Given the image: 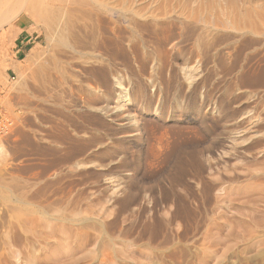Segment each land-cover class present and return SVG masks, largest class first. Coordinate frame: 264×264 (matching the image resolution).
<instances>
[{
    "label": "rangeland",
    "instance_id": "374dc122",
    "mask_svg": "<svg viewBox=\"0 0 264 264\" xmlns=\"http://www.w3.org/2000/svg\"><path fill=\"white\" fill-rule=\"evenodd\" d=\"M119 1L133 2L132 6L135 11L134 16L136 20L139 22L144 21L147 24L149 23L150 25L152 21L156 23L157 21L174 20L175 22H177V24L179 23L178 25L180 27H182L184 20L188 21L190 19V16L193 17L197 16L201 19L202 22L200 24V31L197 37L192 38L186 42L180 43V45H178L176 49L168 46L169 47L168 50H162V47L159 46V44H157L156 41H147V42L140 41L141 35L144 34V31H140L139 33V30H137L136 27L134 28L133 25H130L129 23L124 21V19L121 20L122 22L119 21L120 25L122 23V30H124L123 33L126 36L125 40L123 41L124 49H129L130 44L137 45L138 51L140 49L139 52L132 51L130 54V59L132 58L131 61L134 63L136 69L140 68L142 64H147V68H148L147 70L149 71L150 74H156L158 81L163 75L166 77L168 75V77L169 76L175 77L174 79H172L174 83H182L186 81L183 68L186 66L191 67L193 72L198 73V76L202 77V79L204 77L207 78V80L205 82H201L200 88L194 94H192L188 90L189 89L188 87L185 89L186 96L188 97L189 100H191L190 103L197 102L198 104H200V102H203L205 104L206 103L208 104L211 101H216V99H219L224 105L228 106L233 96L246 90L248 92L246 93V96H244L242 100V103L249 104V106L246 109V112L248 114L250 113L249 115L257 114V113H262L264 115L263 113L264 85H262L263 87L260 86L262 88L260 87L250 88L247 86L241 87L237 83L239 75L243 71L247 70V68L249 67L252 68L257 65H264V56H263L264 55V47H263L264 23L262 24V22H264V0H119ZM169 9L171 10L169 11ZM144 11H147L148 13ZM158 12L159 13L162 12V13L159 14ZM173 13L175 15L177 14L176 18L175 15H173ZM205 13L208 16H206ZM170 14L171 16H169ZM188 14L191 15L187 16ZM31 15L33 16V14ZM163 15L166 16L164 17ZM185 15L187 16V18ZM32 16H30L29 14H25L23 12L19 13L17 16H12L10 17V19L8 18L7 19L8 21H6V23L2 25L3 28L2 27L0 28V34L5 33V36L0 38V108L5 111L4 114L6 116L8 115L10 118L13 119L10 133L8 135L0 137V144L2 145L3 148L2 151L0 152V264H23V261H19L17 257L14 256L12 257L11 249L13 248V246L16 248L18 247L21 248L25 241L26 233L22 229V226L20 225V223L22 222L21 217L24 220L28 219V223H29V221L31 222L30 218L32 217L34 218L36 216H37L36 220L38 221V225L39 227L41 226L39 228L40 230L39 233L41 232L40 236H44L41 237L42 239L40 238V243H39V249L41 247L39 251L40 259L38 260V263L39 261L41 262L39 264H99V262L100 264L103 263L105 264H128V263L129 264L130 263L131 264L132 263L133 264H141V263L142 264H148V263L150 264H264V182L250 175V174L259 175L260 172L264 171V155H263L264 153L263 154L260 153L255 156H252L247 150L244 151L243 148L241 147L239 148V146L237 145L238 147L237 149H235L236 152L232 153L234 157L232 159H229L228 162L225 163L222 162L220 164L219 171L220 173H222V177H224L225 180L229 181L232 179V177L238 176V179L235 182L229 184V187L226 188V192L225 191L223 192V194L225 195L223 196L224 198L219 199V198L211 197L212 200L208 199L207 202L206 196H203V193L199 190V186L194 177L199 173L196 170L198 169L203 170L205 166H207L208 156H210V153L216 157H219V154L221 153L220 151H222L223 148H225V150L233 152V150L230 148L232 142L231 140H234L233 138L237 136L236 135L237 122L240 118H242L241 116L242 114H239L237 112V106L240 103H232V105L229 107L230 108L228 109L229 112H232L233 109L236 111L234 115H228L226 114V112L220 111L218 109V111L214 112L213 115L208 114L210 117L206 116L207 117L206 123L202 121V118L204 116L203 112L205 109L202 108L199 110L198 108H192L191 105H189V107L186 108V110H184L187 111V113L184 112L183 118L186 121L184 122V124L186 126L197 128L200 131L201 138L197 140L193 138L190 139L188 138L185 145L182 147V150L181 151L177 150V153H180L178 157L179 159L177 158L176 155H174L173 157L171 156L164 163L161 162L156 164V166L153 167L154 169L152 170L153 172L151 170L145 172L144 164H142L141 162L137 164L135 162L137 159V155L140 154V150L143 146L141 141H127L129 140V137H126V135L124 134H117L116 133L117 125L114 122H110V124L108 123L109 127H105V126L102 127V126H98L96 123L92 122L91 120L85 123L83 131L79 132L81 134H77V132L74 131V129L71 126H67L68 128L67 130L76 138L79 137L87 138L86 135L87 133L88 134H90L91 132L95 133L98 136V139L94 142L95 146L92 148V150L87 149V151L85 152V157L86 156L89 157V159L95 163L103 162L105 164H109L112 168L110 170H103L98 167L92 168L93 170L91 169V171H89L88 174L86 173L85 175L83 174L77 176L79 178H76V176H73V178H71L72 176L68 175L69 174L68 170L72 171L73 169L75 171V168L72 165L63 166L61 163L54 165V163L57 160L59 161L62 158V154L64 155V153L68 151L69 148L71 149L74 146L72 144H74L75 142L71 140L69 136L68 137L64 136L63 131H60V129H56L58 131L54 130V125H53L55 124V122L58 121L60 123H66V119H69L70 116L74 115L76 112L77 113L81 112L79 109L72 106L73 103L70 102L69 98L65 99L63 104L64 106L62 105L61 107H58V109H56L57 108L56 107L54 110L49 111L47 113V116L53 119V120L51 119L52 123H50V125L49 123L47 124L46 131H44L43 133H41V131L36 130L37 131L36 132L33 130L32 134L36 138L34 137L33 139L32 142L33 145L28 151V155L24 156L23 155L24 151L20 155L21 151L19 152L18 150H16V147L21 144L22 136L25 131L24 127L21 124L22 123L21 120L23 116L22 114L24 111L21 96L22 93H25L24 91H26V87L28 84L27 80L29 81V78L31 76L30 72H33V69L35 68L34 66L35 63L34 64L30 63L31 65H27L26 56L27 54H29L32 48H35L38 53H40V51L42 53L45 52V48L47 47V40H46L47 36L46 34H44L46 32L41 27V24L38 21H36L35 17ZM235 16L237 17L236 18L237 21L235 20ZM206 17L207 19H210L212 21L210 22V24L204 23L203 20H207L204 19ZM240 19L242 21H240ZM247 21H249V23H247ZM230 22L238 26L244 27L246 30L244 29L243 32H239L236 29H234L233 24H231ZM245 24L247 26H245ZM255 27L257 28L255 29ZM252 28L254 29V31L252 30ZM258 28H260V30L257 33ZM250 30H252L255 33L253 34L252 32H250ZM212 37L214 38L212 39ZM201 38H207L208 40H214V39L217 40V43L212 45L214 46L211 48V50L213 51L210 50V52L208 53V57L205 59L204 63H201L202 60L204 59H201L202 48L198 42L199 39ZM239 41L244 42V44H242V42L240 43ZM173 42L178 44L179 42H181V40L180 41L176 40ZM179 46H182V49H179ZM237 48L239 49L238 51L239 53L236 52L238 50ZM18 50L20 51L18 52ZM258 51H260V54H258L259 53ZM255 53L259 55V57ZM166 58H167V63H166L167 68L161 70L162 64ZM38 59L37 61H39ZM13 62L14 63L18 62V64L21 65L22 69L20 72H17V70L14 69V67L12 66ZM126 64L127 63H125L123 59L121 60L119 59L116 61L117 73L114 74V76L110 75L108 78L109 85L112 88V93L108 94L106 92H103L101 87L97 90L93 88L89 89L87 87L88 85H90V83L85 82L84 86L86 89L82 92L81 96H83V98H88L93 103L92 104L90 102L91 105L96 104V106L99 105L103 106L110 103L112 106H115L114 100L117 99L118 97L117 93H119V87L116 85H118L117 83L119 79L126 81L131 80L130 82L133 83L135 82V80H137L141 84H148V86L146 87L148 92L150 94L154 93L156 89H153V87L151 86V82L147 81L150 80V78H148L147 75L141 76L142 78L140 79L138 77L135 78L131 76V74L126 70ZM167 69H169V72L166 71ZM236 79L237 81H235ZM251 89L252 90L259 89L258 92L260 94V98L258 100L253 98L255 97L254 95L255 93H251L250 91ZM173 91L175 90L171 89L170 90L171 93L169 92L168 94L169 102L171 103V110H172L171 111L172 118L169 121L170 124H176L178 121H180V119H183L180 117V115L182 114L181 113L182 110L179 108L177 103L179 102V100L175 99V95ZM67 101L68 103H66ZM199 112L202 115L201 114L199 115ZM150 115L151 114H148L146 115V117L149 118ZM102 133H106L107 135L104 138H102L101 137ZM40 134L44 135L43 136L44 139L40 138L41 136ZM47 138L50 140H47ZM113 142L115 143L113 144L115 151L112 155H110L109 157L108 156L104 157L103 155H99L98 152H100V150L104 149L106 145L112 144ZM61 146L62 148H58ZM96 148L97 151H94ZM17 155H19L20 157H18ZM39 155H42L40 156L42 159L39 157ZM26 157L31 160L25 162L26 163L25 164L23 163V160ZM82 157H84V155ZM15 158L18 159L16 160ZM43 158L45 159L44 161H46L49 164L43 162ZM124 158L127 159H125V161H123L122 164L121 163L119 164V162ZM9 159L13 162H17V164L19 165H18V169L9 170L8 173V170L6 168H7V162L9 163L10 161ZM78 159H81V156L78 157ZM34 160L36 164L34 163ZM39 161H41L42 163L41 162L39 163ZM179 162L182 163L181 166L184 168L185 171L184 180L186 181L181 186H178L176 190H173L171 189L170 182L172 181V176L175 173L176 166L178 165L177 163ZM58 165L60 166L62 165V167ZM156 169L157 171H155ZM52 170L54 171V173H52ZM60 170L61 173L59 172ZM10 171L12 172L14 171V172L10 173ZM50 172L52 174H50ZM211 174L213 175V173H209V170L207 169V170H203L202 176L207 177L209 180H215L216 177L213 178ZM69 178H71L72 180ZM57 180L60 181L58 182ZM62 180L64 181L62 182ZM77 181L79 182L77 183ZM8 182L10 184L12 183L13 185L12 184L10 185ZM82 183H84L85 185ZM52 184L53 186H51ZM62 184L65 185L63 186ZM79 187L80 189H78ZM174 191H177V193L180 194V196L182 197V198L180 197L182 199L181 200L182 202L185 201L184 203H186L187 201V204L191 207V210H189V216H187V219L185 220L176 219L173 222V224L170 223L168 225L166 221L169 214L168 212L173 207H171L172 202L169 200L164 201L162 195H164V193L171 194ZM21 192H23V194ZM225 193L228 194L227 198ZM22 195H24V198ZM31 195L33 196V198H30ZM65 196H67L68 198L66 197L67 198L66 199ZM75 199L77 200L75 201ZM113 199H115V201ZM130 199L131 201H129ZM24 200L26 201V203ZM117 200L118 202H116ZM92 204L94 206H92ZM59 205L63 207H60ZM64 207L66 208L64 209ZM61 208L63 210H61ZM76 209L79 210L81 213ZM125 209L127 211L123 212ZM61 213L64 215V217ZM94 213L95 215H93ZM34 214L36 216H34ZM66 214L69 216H65ZM90 216L91 218H89ZM38 217L39 220L42 219L44 222L39 221ZM113 217L114 219L117 218L119 228H121L122 230L128 229L126 230L128 231L126 233L127 235H123V236L121 235V237L119 238L118 236L120 235L118 234L116 235L112 234L114 236V237L112 236V238L108 236V233L105 230L104 225H106V223L109 224L111 221H113L114 220ZM64 218H66L67 222H65L66 220ZM55 219L60 220V222L56 221L55 223L54 221ZM101 219H104V221ZM106 219L107 221H109L110 219V221L105 222ZM53 221L54 224L52 223ZM156 221H160L163 224L164 233H168L169 235L166 234L161 236L160 238L158 237V239L154 243H151L149 247L146 245H148L149 243L150 235L148 232L144 230L147 226H150V224H154ZM58 222L59 224L62 225L59 226ZM101 222L103 224H101ZM42 223L45 224V228H42L44 227L43 226L44 224L42 225ZM51 225H54L53 227L55 228H53ZM61 228H63V230ZM179 228L180 230L183 228H187L186 230L187 232L189 231L188 233L190 239L189 238L188 240L187 239L178 240L175 238L173 239L172 234H174V232H177ZM42 230H44V232ZM64 230L67 232V234L69 233L68 236L71 234L69 236L70 238H68L69 239L68 242L72 246L84 247V251L81 252L82 254L80 253L78 254V256L77 255L72 256V259L68 256H65L66 254L63 253H59L58 255L52 254L53 249L55 247L54 244H56L55 239L60 238L62 236L61 232ZM45 231L49 232L50 235H48L49 233H46ZM196 232L198 233L196 234ZM45 234L47 235L45 236ZM142 234L145 236H143ZM50 238L53 239L51 240ZM110 238L112 241L109 240ZM113 238L115 240H113ZM161 238L163 239L165 238V239L163 240ZM75 239L77 241H75ZM103 239L105 243L103 242ZM166 240L168 243L164 242ZM11 241H13L12 243L15 242L13 246L10 245ZM108 241H110L111 243L109 244ZM127 241L128 242L130 241L129 243L133 245H130ZM181 241L182 242L184 241L185 243L184 242L182 243ZM103 244H105V246H103ZM123 244L125 247H123ZM155 245L160 247H155ZM104 247L106 248L108 247L107 249L109 250L107 249L105 250ZM116 248L117 250H115ZM159 248L161 249V251ZM110 250L111 253L109 252ZM112 250L118 252L112 253ZM120 250L123 251L122 256L120 255L121 254ZM101 252L104 253L102 254ZM106 252H108L109 255L105 254ZM149 252L152 253V257L149 256L151 255V253ZM115 253L116 254L120 253V254L116 255ZM129 254L132 256H130ZM96 255L98 258L96 257ZM115 255L117 257H114ZM54 257H56L57 259H55ZM80 257L82 259H76ZM109 257L112 259H110ZM145 258L148 260H146ZM75 260L76 261L79 260V261L76 262ZM106 260L107 261L109 260L108 261L109 263ZM125 260L128 261L126 262ZM146 261H150V262H146Z\"/></svg>",
    "mask_w": 264,
    "mask_h": 264
},
{
    "label": "bare ground",
    "instance_id": "6f19581e",
    "mask_svg": "<svg viewBox=\"0 0 264 264\" xmlns=\"http://www.w3.org/2000/svg\"><path fill=\"white\" fill-rule=\"evenodd\" d=\"M199 2V1H198ZM133 2H122L119 0H0V28H3V24L8 21L7 19L12 16H17L19 13H25L33 14L36 21H38L41 24V27L45 30L46 36H47V47L45 48V52L40 51L38 53L36 49H34L32 52H30L26 56L27 65L34 64L35 68L33 69V72H30L31 76L29 78V81L27 80L28 84L26 87L25 93H22V103H23V116H22V126L24 127V133L22 136L21 144L17 146L16 144V150L19 152L21 151L20 155L24 151V156L28 155V151L32 147V142L35 136H33V130L34 131H41L43 133L46 131L47 124L52 123L50 117L47 116V113L49 111L58 109V107H61L64 104V101L66 98L70 99V102H72V106L79 109L81 112L75 113L74 115L70 116L69 119H66V123H60L55 122L54 130L60 129V131H63L64 136H69V138L74 142V145L71 149L69 148L68 151L62 154V158L54 163L56 164H62L67 166H73L75 168V171L72 169L69 171V176H76V178H79L77 176L79 175H85L88 174L89 171H91L92 168H100L103 170H110L112 167L109 164H105L103 162L95 163L92 162L89 157H85V152L87 149L92 150V148L95 146L94 142L98 139V136L93 133L87 132V138L79 137L76 138L73 136L70 132H68L67 126H71L74 131L77 132V134H81L79 132L83 131L85 123L89 122L91 120L92 122L96 123L98 126H105L109 127L108 125L110 122H114L117 125V134H124L126 137H129V140L127 141H141L143 146L140 150V154L137 155L136 163L139 164L140 162L144 164L145 172L154 170L153 167L156 166V164L165 162L167 159H169L171 156L174 155L179 157L180 153H177V150L181 151L182 147L185 145L187 139L193 138V139H199L200 137V131L195 127L186 126L184 122V112L187 113L186 108L191 105L192 108H198L199 110L204 108L203 112V118L202 121L206 123L208 114L213 115L214 112L218 111H224L228 115H234L235 110L233 109L232 112H229L228 109L232 105V103H240L237 106V112L239 114H242V118H240L237 122V130L234 140H231V146L230 148L233 150V152H230L228 150H225V148L220 151L219 157H216L210 153V156H208V163L207 166L203 170H209V173H213L212 177H216L215 180H209L207 177L202 176L203 170H196L199 172L197 175H195L196 182L199 186V190L203 193V196H206L207 202L208 199H211V197L215 198H224L225 196L223 192H226V188L229 187V184L232 182H235L238 179V176L232 177L231 180H225L224 177H222V173H220V164L222 162H228L229 159H232L234 156L232 153L236 152L235 149L239 146V148H243L244 151H248L252 156H255L260 153H264V115L262 113L257 114H251L249 115L246 112L247 107L249 104L242 103V100L244 96H246V93L248 91H243L231 99V102L228 104V106L224 105L219 99H216V101H211L210 103H203L200 102L198 104L197 102L190 103L191 100L188 99V97L185 94V89L188 87L189 91L194 94L198 91L200 88L201 82H205L207 78H203L198 76V73H195L192 71L191 67H184V76L186 78L185 82L182 83H174L172 79L175 77H167L162 76L160 80H157L156 74H150L147 70V64H142L140 68L136 69L134 66V63L130 59V54L132 51H138V47L135 44H130L129 49H124L123 47V41L125 40L126 36L124 35V30H122V23L120 25L119 21L124 19L127 23L130 25H133L134 28L136 27L137 30L144 31V34L141 35L140 41H156L159 46L162 47V50H168L169 47H173L176 49L180 43L186 42L192 38H195L198 36L200 31V24L201 19L197 16H190L191 14H188L187 16H190V19L188 17V21L184 22L183 26L180 27L177 22L173 21H157L154 23L152 21L151 25L146 22H139L136 20L134 16V8H133ZM157 4V3H156ZM176 5V4H175ZM203 5V4H202ZM187 7V5H186ZM155 8V7H154ZM168 8V7H167ZM170 8V7H169ZM182 8V7H181ZM191 8V7H190ZM140 9V8H139ZM141 10V9H140ZM139 10V11H140ZM171 9H169L170 11ZM175 10V9H174ZM189 10V9H188ZM212 10V9H211ZM164 11V9H163ZM162 11V12H163ZM147 12V11H144ZM161 12V13H162ZM173 12V11H172ZM179 12V11H178ZM195 12V11H194ZM148 13V12H147ZM153 13V12H152ZM159 13V12H158ZM159 13V14H161ZM165 13V12H164ZM163 13V14H164ZM213 13V12H212ZM156 14V13H155ZM195 14V13H194ZM193 14V15H194ZM198 14V12H197ZM206 14V13H205ZM153 15V14H152ZM173 15H175L173 13ZM177 15V14H176ZM175 15V18H176ZM183 15V14H182ZM216 15V14H215ZM218 15V14H217ZM222 15V14H221ZM25 16V15H24ZM32 16V17H33ZM139 16V15H138ZM155 16V15H154ZM164 16V15H163ZM166 16V15H165ZM164 16V17H165ZM171 16V14L169 15ZM180 16V15H179ZM178 16V17H179ZM186 16V15H185ZM186 16V18H187ZM206 16H208L206 14ZM241 16V15H240ZM142 17V16H141ZM162 17V16H161ZM160 17V19H161ZM177 17V18H178ZM213 17V16H212ZM220 17V16H219ZM227 17V16H226ZM148 18V17H147ZM224 18V16H223ZM232 18V17H231ZM235 16V20H236ZM241 18V17H240ZM245 18V17H244ZM25 19V18H24ZM146 19V18H145ZM204 19H207L204 18ZM215 19V18H214ZM219 19V18H218ZM248 19V18H247ZM168 20V19H167ZM170 20V19H169ZM225 20V19H224ZM227 20V19H226ZM232 20V19H231ZM230 20V21H231ZM256 20V19H253ZM180 21V20H179ZM204 23L210 24L212 22L210 19L203 20ZM221 21V20H219ZM229 21V18H228ZM237 21V20H236ZM240 21H242L240 19ZM251 21V20H250ZM122 22V21H121ZM215 22V21H214ZM245 22V21H244ZM257 22V21H256ZM188 23V24H187ZM217 23V22H216ZM231 23V22H230ZM240 23V22H239ZM249 23V21H247ZM246 23V24H247ZM258 23V22H257ZM260 23V22H259ZM264 22H262L263 24ZM212 24V23H211ZM215 24V23H214ZM218 24V23H217ZM233 24V23H231ZM245 24V26H247ZM259 25V24H258ZM214 26V25H213ZM224 26V25H223ZM234 29H236L239 32L244 31V27L238 26L236 24H233ZM243 26V25H242ZM225 27V26H224ZM261 27V26H260ZM227 28V27H226ZM257 27H255L256 29ZM203 29V28H201ZM205 29V28H204ZM220 29V27H219ZM231 29V27H230ZM207 30V29H206ZM246 30V29H245ZM254 31V29L252 28ZM252 32L253 34L255 32ZM260 30V28L257 29V33ZM262 30V29H261ZM205 31V30H204ZM203 31V33H204ZM210 31V30H209ZM215 31V30H214ZM221 31V30H220ZM228 31V29H227ZM264 31V30H263ZM208 32V31H207ZM217 32V31H216ZM262 32V31H261ZM129 33V32H128ZM127 33V34H128ZM201 33V32H200ZM213 33V32H212ZM210 33V34H212ZM220 33V32H219ZM218 33V34H219ZM256 33V34H257ZM260 33V32H259ZM245 34V33H244ZM261 34V33H260ZM139 35V34H138ZM217 35V34H216ZM215 35V36H216ZM230 35V34H229ZM232 35V34H231ZM238 35V34H237ZM209 36V35H208ZM207 36V37H208ZM224 36V35H223ZM249 36V34H248ZM254 36V35H253ZM260 36V35H259ZM240 37V35H239ZM199 38V37H198ZM214 37H212L213 39ZM218 38V37H217ZM238 38V37H237ZM246 38V37H245ZM249 38V37H248ZM253 38V37H252ZM219 39V38H218ZM227 39V38H226ZM240 39V38H239ZM264 39V38H263ZM127 40V39H126ZM180 41L178 44H176L173 41ZM196 40V39H195ZM221 40V38H220ZM229 40V39H228ZM241 40V39H240ZM246 40V39H245ZM244 40V42H245ZM256 40V39H255ZM198 41V40H197ZM196 41V42H197ZM235 41V40H234ZM243 41V40H242ZM241 41V42H242ZM252 41V40H251ZM257 41V40H256ZM263 41V40H261ZM199 44L202 48V60L201 63H204L205 59L208 57V53L210 52L211 48L214 47L215 43H217V40H208L207 38H201L199 39ZM219 42V41H218ZM240 42V41H239ZM240 42V43H241ZM242 42V44H244ZM260 42V41H259ZM141 43V42H140ZM223 43V42H222ZM227 43V42H226ZM247 43V42H246ZM189 44V43H188ZM193 44V42H192ZM241 44V45H242ZM254 44V42H253ZM196 45V44H195ZM226 45V44H225ZM224 45V46H225ZM240 45V44H239ZM238 45V46H239ZM248 45V44H247ZM199 46V47H200ZM218 46V45H217ZM230 46V45H229ZM228 46V47H229ZM240 47V46H239ZM243 47V46H242ZM245 47V45H244ZM250 47V45H249ZM260 47V46H259ZM264 47V46H263ZM128 48V47H127ZM188 48V47H187ZM227 48V47H226ZM230 48V47H229ZM179 49H182V46H179ZM221 49V48H220ZM238 49V48H237ZM242 49V48H241ZM244 49V48H243ZM246 49V48H245ZM44 50V49H43ZM144 50V49H143ZM197 50V49H196ZM140 51V49H139ZM138 51V52H139ZM151 51V50H150ZM213 51V50H211ZM231 51V50H229ZM234 51V49H233ZM239 49L236 51L238 52ZM261 51V50H260ZM260 51H258L260 54ZM263 51V50H262ZM199 52V51H198ZM243 52V50H242ZM194 53V52H193ZM239 53V52H238ZM136 54V53H135ZM200 54V53H199ZM236 54V53H235ZM256 54V53H255ZM146 55V54H145ZM241 55V52H240ZM248 55V54H247ZM254 55V54H253ZM252 55V56H253ZM257 55V54H256ZM255 55V56H256ZM134 56V55H133ZM167 56V55H166ZM192 56V55H191ZM249 56V55H248ZM259 57V55H257ZM264 56V55H263ZM237 57V56H236ZM242 57V56H241ZM39 58V59H38ZM263 58V57H262ZM37 59L39 61H37ZM123 59L126 64V70L131 74L133 77H138L139 79L142 78L141 76L147 75L150 80H147L148 82H151V86L153 89H156L154 93H149L147 90L148 84H141L137 80L135 82H130L129 80H122L119 79L118 86L119 87V93H117L118 97L116 100H114L115 106H112L110 103L106 105H91L90 100L88 98H83L81 96L82 92L86 89L84 86L85 82H89L90 85H88L87 88L91 89H101L103 92H106L108 94L112 93V88L109 85L108 78L110 75H113L117 73L116 69V61ZM140 59V58H139ZM222 59V58H221ZM250 59V58H249ZM252 59V58H251ZM260 59V58H259ZM142 60V59H141ZM144 60V59H143ZM195 60V59H194ZM237 60V59H235ZM258 60V59H257ZM123 62V61H122ZM139 62V61H138ZM209 62V61H208ZM214 62V61H213ZM224 62V61H223ZM256 62V61H255ZM262 62V61H261ZM31 63V64H30ZM167 58L164 60L162 64V69L164 70L167 68ZM228 63V62H226ZM238 63V62H237ZM246 63V62H245ZM141 64V63H140ZM199 64V63H198ZM209 64V63H208ZM225 64V63H224ZM234 64V63H233ZM247 64V63H246ZM245 64V65H246ZM249 64V63H248ZM123 65V64H122ZM228 65V64H227ZM230 65V64H229ZM237 65V64H236ZM256 65V63H255ZM233 66V65H232ZM26 67V65H25ZM119 67V66H118ZM30 68V67H28ZM181 68V67H180ZM234 68V67H233ZM247 68V67H245ZM22 69V68H21ZM25 69V68H24ZM17 70V69H16ZM121 70V69H120ZM242 70V69H241ZM244 70V69H243ZM30 71V70H29ZM122 71V70H121ZM169 72V69L166 70ZM204 71V70H203ZM229 71V70H228ZM231 71V70H230ZM27 72V71H26ZM200 72V71H199ZM211 72V71H210ZM165 73V72H164ZM228 73V72H227ZM29 74V73H28ZM127 74V73H126ZM200 74V73H199ZM201 75V74H200ZM204 75V74H203ZM181 76V75H180ZM235 77V75H234ZM114 78V77H113ZM116 78V77H115ZM119 78V77H118ZM179 78V77H178ZM231 78V77H230ZM124 79V78H123ZM228 79V78H227ZM183 80V79H182ZM225 80V79H224ZM141 81V80H140ZM215 81V80H214ZM218 81V80H217ZM237 81V79L235 80ZM220 82V81H219ZM132 83V84H131ZM213 83V82H212ZM216 83V82H215ZM214 83V84H215ZM241 87H250V88H258L262 85H264V65H257L255 67H249L247 70L243 71L239 77L237 82ZM116 84V83H115ZM219 85V84H218ZM93 86V87H92ZM114 87V86H113ZM240 87V88H241ZM263 87V86H262ZM260 87V88H262ZM152 89V90H153ZM173 89L175 91V99L179 100L178 106L182 110L180 117L183 119H180L176 124H170L169 121L171 120L172 116V110H171V103L169 102L168 94L170 90ZM202 89V88H201ZM211 89V88H210ZM115 90V89H114ZM203 90V89H202ZM259 90V89H258ZM257 89L250 90L251 93H255V99L260 98V94ZM207 91V89H206ZM172 92V91H171ZM170 92V93H171ZM204 92V91H203ZM261 92V91H260ZM90 93V92H89ZM215 93V92H214ZM173 94V93H172ZM86 95V94H85ZM116 95V94H115ZM173 95V96H174ZM89 96V95H88ZM101 96V95H100ZM107 96V95H106ZM172 96V95H171ZM91 97V96H90ZM101 99V98H100ZM194 99V98H193ZM222 100V99H221ZM105 102V101H104ZM68 103V101L66 102ZM92 103V102H91ZM254 103V102H252ZM93 104V103H92ZM69 105V104H68ZM64 106V105H63ZM133 106V107H132ZM132 107V108H131ZM228 107V108H227ZM64 110V109H63ZM74 110V109H73ZM78 110V111H79ZM197 111V110H196ZM68 112V111H67ZM73 112V111H72ZM223 113V112H222ZM264 113V112H263ZM52 114V113H51ZM69 114V113H68ZM151 114L149 118L146 117V115ZM201 113L199 112V115ZM58 115V114H55ZM202 115V114H201ZM218 115V114H217ZM224 115V114H223ZM50 116V115H49ZM152 116V117H151ZM67 117V116H66ZM210 117V116H209ZM225 117V116H224ZM56 118V117H55ZM58 119V118H57ZM61 119V118H60ZM53 120V119H52ZM64 120V118H63ZM55 121V120H54ZM188 121V120H187ZM216 121V120H215ZM109 123V124H108ZM200 123V122H199ZM213 123V122H212ZM189 124V123H188ZM216 124V123H214ZM52 125V124H51ZM196 126V125H195ZM52 127V126H51ZM50 127V128H51ZM90 127V126H89ZM87 128V127H86ZM52 129V128H51ZM76 129V130H75ZM209 129V128H208ZM23 130V129H21ZM20 130V131H21ZM48 130V129H47ZM53 130V131H54ZM210 130V129H209ZM36 131V132H37ZM52 131V130H51ZM58 131V130H56ZM55 131V132H56ZM91 131V130H90ZM23 132V131H22ZM20 132V133H22ZM47 133V132H46ZM211 133V132H210ZM35 134V133H34ZM212 134V133H211ZM22 135V134H21ZM41 135V134H40ZM107 134L102 133L101 137L104 138ZM44 135H41L40 138L42 139ZM204 136V135H203ZM3 137V136H0ZM36 138V137H35ZM107 138V137H106ZM44 139V138H43ZM39 140V139H38ZM47 140H50L47 138ZM46 140V141H47ZM57 140V139H56ZM55 140V141H56ZM124 140V139H123ZM42 141V140H41ZM40 141V143H41ZM62 141V140H61ZM12 142V141H11ZM49 142V141H48ZM52 142V140H51ZM57 142V141H56ZM60 142V141H59ZM65 143V141H64ZM230 143V142H229ZM43 144V142H42ZM46 144V143H44ZM114 142L112 144H108L104 147V149L100 150L99 155H103L104 157H109L114 153ZM198 144V143H197ZM41 145V144H40ZM53 145V144H52ZM58 145V144H57ZM238 145V146H237ZM42 146V145H41ZM46 147V146H45ZM55 147V146H54ZM43 148V147H42ZM56 148V147H55ZM58 148H62L58 147ZM67 148V146H66ZM189 148V147H188ZM2 145L0 144V152L2 151ZM44 149V148H43ZM186 149V148H185ZM242 149V150H243ZM12 150V149H11ZM66 150V149H65ZM230 150V149H229ZM97 151V148L94 150ZM184 152V151H183ZM12 153V152H11ZM16 153V152H15ZM18 153V152H17ZM40 153V152H39ZM38 153V154H39ZM88 153V152H87ZM93 153V152H92ZM142 153V154H141ZM185 153V152H184ZM15 155V154H14ZM84 155V157H82ZM264 155V154H263ZM20 157L19 155H17ZM32 156V155H31ZM37 156V155H36ZM42 155H39V157ZM55 156V155H54ZM60 156V155H59ZM81 156V159H78V157ZM124 156V155H123ZM191 156V155H190ZM261 156V155H260ZM22 157V156H21ZM30 157V156H29ZM13 158V157H11ZM41 158V157H40ZM47 158V157H46ZM51 158V157H50ZM16 159V158H15ZM18 159V158H17ZM16 159V160H17ZM42 159V158H41ZM124 158L122 159L119 164L123 161H125ZM179 159V158H178ZM10 160V159H9ZM13 160V159H12ZM15 160V161H16ZM23 160V159H22ZM29 158H25L23 160V163L28 162ZM45 159L43 158V162ZM48 160V159H47ZM194 160V159H193ZM49 161V160H48ZM107 161V160H106ZM113 161V160H112ZM180 161V160H179ZM41 161H39L40 163ZM169 162V161H168ZM19 163V160H18ZM35 163V160H34ZM42 163V162H41ZM47 163V162H46ZM95 163V164H93ZM22 164V163H21ZM26 164V163H25ZM28 164V163H27ZM36 164V163H35ZM49 164V163H47ZM176 171L172 176V181L170 182L171 189L176 190L178 186H181L186 180H184L185 171L184 168L181 166V162L177 163ZM17 162L9 161L7 162V170L9 173V170H16L18 169ZM62 165H58L62 167ZM206 165V164H204ZM21 166V165H20ZM24 166V164H23ZM27 166V165H26ZM199 166V165H198ZM57 167V166H56ZM200 167V166H199ZM175 168V167H174ZM25 169V168H24ZM29 169V168H28ZM37 169V168H36ZM34 169V170H36ZM52 169V168H51ZM50 169V170H51ZM65 169V168H64ZM158 169V168H157ZM157 169L155 171H157ZM194 169V168H193ZM32 170V168H31ZM56 170V169H55ZM93 170V169H92ZM187 170V169H186ZM25 171V170H24ZM12 171H10L11 173ZM14 172V171H13ZM12 172V173H13ZM33 172V171H32ZM61 173V170L59 171ZM153 172V171H152ZM28 173V172H27ZM31 173V172H30ZM34 173V172H33ZM48 173V172H47ZM52 173L54 171L52 170ZM50 172V174H52ZM57 173V172H55ZM93 173V172H92ZM95 173V171H94ZM98 173V172H97ZM103 173V172H102ZM252 173V172H251ZM65 174V173H64ZM130 174V173H129ZM153 174V173H152ZM193 174V173H192ZM38 175V174H37ZM62 175V174H61ZM190 175V174H189ZM254 177H256L258 180H261L264 182V171L260 172L259 175L250 174ZM7 176V175H6ZM49 176V174H48ZM57 176V174H56ZM88 176V175H87ZM128 176V175H127ZM29 177V176H28ZM43 177V176H42ZM55 177V176H54ZM66 177V176H65ZM147 177V176H146ZM45 178V177H44ZM52 178V177H51ZM64 178V175H63ZM67 178V177H66ZM69 178V179H71ZM193 178V177H192ZM11 179V178H10ZM132 179V178H131ZM12 180V179H11ZM65 180V179H64ZM62 180V182L64 181ZM68 180V179H67ZM72 180V179H71ZM58 181V180H57ZM60 181V180H59ZM58 181V182H59ZM79 181H77L78 183ZM7 183V182H6ZM9 183V182H8ZM75 183V182H74ZM10 184V183H9ZM12 184V183H11ZM10 184V185H11ZM17 184V183H16ZM26 184V183H25ZM29 184V183H28ZM61 184V183H60ZM84 184V183H82ZM254 184V183H253ZM13 185V184H12ZM15 185V184H14ZM38 185V184H37ZM63 185V184H62ZM65 185V184H64ZM63 185V186H64ZM70 185V184H69ZM81 185V184H80ZM85 185V184H84ZM192 185V183H191ZM53 186V184L51 185ZM57 186V184H56ZM60 186V185H59ZM13 187V186H12ZM34 187V186H33ZM78 187V186H77ZM260 187V186H259ZM72 188V187H71ZM75 188V187H74ZM84 188V187H83ZM39 189V188H38ZM66 189V187H65ZM69 189V188H68ZM80 189V187L78 188ZM124 189V188H123ZM130 189V188H129ZM197 189V188H196ZM13 190V189H12ZM23 190V189H22ZM43 190V189H42ZM56 190V189H55ZM59 190V189H58ZM64 190V189H63ZM62 190V191H63ZM74 190V189H73ZM82 190V189H81ZM94 190V189H93ZM127 190V189H125ZM235 190V189H234ZM24 191V190H23ZM37 191V190H36ZM39 191V190H38ZM65 191V190H64ZM69 191V190H68ZM71 191V190H70ZM76 191V190H75ZM119 191V190H118ZM121 191V190H120ZM123 191V190H122ZM130 191V190H129ZM151 191V190H150ZM32 192V191H31ZM41 192V191H40ZM43 192V191H42ZM59 192V191H58ZM81 192V191H80ZM95 192V191H94ZM167 192V191H166ZM234 192V191H233ZM232 192V194H233ZM23 194V192H21ZM56 193V192H55ZM54 193V194H55ZM83 193V192H82ZM81 193V194H82ZM153 193V192H152ZM12 194V193H11ZM26 194V192H25ZM31 194V193H30ZM34 194V193H33ZM37 194V193H36ZM65 194V192H64ZM63 194V195H64ZM68 194V193H67ZM73 194V193H72ZM226 194V193H225ZM231 194V193H230ZM10 195V194H9ZM42 195V194H41ZM47 195V194H46ZM77 195V192H76ZM86 195V194H85ZM122 195V194H121ZM226 194V198H227ZM24 198V195H22ZM69 196V195H68ZM81 196V195H80ZM79 196V198H80ZM130 196V194H129ZM161 196V195H160ZM164 198V201L169 200L171 201L173 207L168 212V218H167V224L170 223L173 224V222L176 219H187V216H189V210H191V207L186 203L182 202L180 194L177 193V191L170 193H164L162 195ZM21 197V196H20ZM19 197V198H20ZM38 197V196H37ZM58 197V196H57ZM67 196H65L66 198ZM74 197V196H73ZM76 197V196H75ZM82 197V196H81ZM181 197V198H180ZM30 198H33L31 195ZM44 198V197H43ZM64 198V197H62ZM61 198V199H62ZM68 198V197H67ZM66 198V199H67ZM78 198V199H79ZM83 198V197H82ZM86 198V197H85ZM114 198V197H113ZM116 198V197H115ZM126 198V197H125ZM22 199V198H21ZM48 199V198H47ZM53 199V198H52ZM70 199V198H69ZM124 199V198H123ZM122 199V200H123ZM44 200V199H43ZM77 199H75L76 201ZM115 201V199H113ZM161 200V199H160ZM212 200V199H211ZM25 201V200H24ZM32 201V200H31ZM49 201V200H48ZM69 201V200H68ZM82 201V200H81ZM84 201V200H83ZM86 201V199H85ZM84 201V202H85ZM89 201V200H88ZM112 201V200H111ZM128 201V200H127ZM131 201V199L129 200ZM225 201V199H224ZM51 202V201H50ZM56 202V201H55ZM58 202V199H57ZM64 202V201H63ZM79 202V201H78ZM76 202V203H78ZM118 202V200L116 201ZM212 202V201H211ZM215 202V201H214ZM26 203V201H25ZM38 203V202H37ZM67 203V202H66ZM74 203V202H73ZM75 203V204H76ZM82 203V202H81ZM111 203V202H110ZM113 203V202H112ZM123 203V202H122ZM144 203V202H143ZM142 203V204H143ZM226 203V202H224ZM63 204V203H62ZM61 204V205H62ZM90 204V203H89ZM164 204V203H163ZM70 205V204H69ZM60 206V205H59ZM81 206V205H80ZM92 206H94L92 204ZM140 206V205H139ZM160 206V205H159ZM63 207V206H60ZM70 207V206H69ZM74 207V206H71ZM100 207V206H99ZM121 207V206H120ZM66 207H64L65 209ZM77 208V207H76ZM80 208V207H79ZM78 208V209H79ZM122 208V207H121ZM125 208V207H124ZM20 209V208H19ZM33 209V208H32ZM86 209V208H85ZM95 209V208H94ZM103 209V208H102ZM120 209V208H119ZM15 210V209H14ZM61 210H63L61 208ZM69 210V209H68ZM77 210V209H76ZM82 210V209H81ZM114 210V209H113ZM66 211V210H64ZM71 211V210H70ZM69 211V212H70ZM79 211V210H77ZM87 211V210H86ZM91 211V210H90ZM106 211V210H105ZM120 211V210H118ZM117 211V212H118ZM127 211L126 209L123 211ZM147 211V210H146ZM153 211V209H152ZM27 212V211H26ZM43 212V211H42ZM57 212V211H56ZM61 212V211H60ZM63 212V211H62ZM80 212V211H79ZM78 212V213H79ZM88 212V211H87ZM112 212V210H111ZM18 213V212H17ZM36 213V211H35ZM41 213V212H40ZM49 213V212H48ZM51 213V212H50ZM65 213V212H64ZM81 213V212H80ZM93 213V211H92ZM114 213V212H113ZM13 214V213H11ZM26 214V213H25ZM33 214V213H32ZM38 214V213H37ZM62 214V213H61ZM83 214V213H82ZM90 214V213H89ZM97 214V213H96ZM109 214V213H108ZM116 214V213H115ZM151 214V213H150ZM154 214V213H153ZM161 214V213H160ZM21 215V214H20ZM60 215V214H58ZM63 215V214H62ZM72 215V214H71ZM95 215V213L93 214ZM100 215V214H99ZM118 215V214H117ZM142 215V213H141ZM15 216V215H14ZM19 216V215H18ZM33 216V215H32ZM34 216H36L34 214ZM44 216V215H43ZM48 216V215H47ZM46 216V217H47ZM69 216V215H65ZM138 216V215H137ZM21 217V216H20ZM37 217V216H36ZM36 217L30 218L31 222L28 219L24 220L21 217V223L22 229L25 231V241L22 247H14L13 241L10 242V245L13 246L11 249L12 257H17L19 261H23V264H39L41 261L39 251V243L40 238L44 236H40L41 232L39 233V225L38 221L36 220ZM42 217V216H40ZM64 217V215H63ZM62 217V218H63ZM107 217V216H106ZM115 217V216H114ZM113 217V219H114ZM155 217V216H154ZM50 218V217H49ZM61 218V217H60ZM69 218V217H68ZM67 218V219H68ZM73 218V217H72ZM75 218V217H74ZM88 218V217H87ZM91 218V216L89 217ZM136 218V217H134ZM139 218V217H138ZM163 218V217H162ZM13 219V218H12ZM48 219V218H47ZM66 220V218H64ZM78 219V218H77ZM86 219V218H85ZM95 219V218H94ZM98 219V217H97ZM105 219V218H104ZM104 219H101L104 221ZM111 219V218H110ZM109 219V221H110ZM253 219V218H252ZM18 220V219H16ZM24 220V221H23ZM39 220V217H38ZM45 220V217H44ZM49 220V219H48ZM53 220V219H52ZM62 220V219H61ZM64 220V221H65ZM70 220V219H69ZM75 220V219H73ZM81 220V219H80ZM92 220V219H91ZM100 220V219H99ZM155 220V219H152ZM20 221V220H19ZM39 221L44 222L42 219ZM47 221V220H46ZM51 221V220H50ZM59 221L58 219L54 220ZM54 221L52 222L54 224ZM72 221V219H71ZM70 221V222H71ZM78 221V220H77ZM107 219L105 220V222ZM107 221V222H109ZM146 221V220H145ZM58 222V224H59ZM67 222V220L65 221ZM76 222V221H75ZM80 222V221H79ZM85 222V221H83ZM82 222V223H83ZM104 222V223H105ZM153 222V221H152ZM183 222V221H182ZM189 222V221H188ZM47 223V222H46ZM63 223V222H62ZM74 223V222H72ZM179 223V222H178ZM191 223V222H190ZM19 224V223H18ZM44 223H42L43 225ZM51 224V223H49ZM64 224V223H63ZM71 224V223H69ZM101 224H103L101 222ZM171 224V225H172ZM187 224V223H185ZM62 224H59V226ZM182 225V224H181ZM191 225V224H190ZM45 228V224L43 225ZM52 227L54 225H51ZM56 226V225H55ZM64 226V225H63ZM67 226V225H66ZM65 226V227H66ZM103 226V225H102ZM132 226V225H131ZM180 226V225H179ZM51 227V228H52ZM64 227V228H65ZM80 227V226H79ZM105 230L108 233V236L112 238V236L115 234H118L121 237V235H127L126 233L128 229L122 230L119 228L118 220L115 218L113 221H111L109 224L106 223L104 225ZM136 227V226H135ZM21 228V227H20ZM50 228V227H49ZM48 228V229H49ZM55 228V227H53ZM68 228V227H67ZM66 228V229H67ZM74 228V227H73ZM130 228V227H128ZM200 228V227H199ZM57 229V228H56ZM63 230V228H61ZM72 229V228H71ZM78 229V228H77ZM103 229V227H102ZM136 229V228H135ZM187 228H183L180 230H177V232H174L172 234L173 239L178 240H188L189 238V231L187 232ZM196 229V228H195ZM46 230V229H45ZM52 230V229H51ZM68 230V229H67ZM96 230V229H95ZM132 230V229H131ZM139 230V229H138ZM44 232V230H42ZM53 231V230H52ZM59 231V229H58ZM61 231V230H60ZM103 231V230H102ZM136 231V230H135ZM146 232L149 233V243L146 246L150 247L151 243H154L158 237L160 238L163 235H166L168 233H164L163 224L160 221H156L154 224H150V226H147L145 228ZM174 231V230H172ZM198 231V230H197ZM46 232V231H45ZM56 232V230H55ZM104 232V231H103ZM169 232V231H168ZM193 232V230H192ZM199 232V231H198ZM196 232V234L198 233ZM49 233V232H46ZM52 233V232H51ZM62 236L60 238L55 239V247L53 249V255H58L59 253L66 254L65 256H68L72 259V256H75L80 254L84 251V247L82 246H72L68 242V238H70L67 232L64 230L61 232ZM73 233V232H71ZM145 233V232H144ZM173 233V232H172ZM195 233V232H194ZM193 233V234H194ZM11 234V232H10ZM9 234V235H10ZM13 234V233H12ZM43 234V233H42ZM55 234V233H54ZM60 234V233H59ZM58 234V235H59ZM77 234V233H76ZM75 234V235H76ZM103 234V233H102ZM113 234V235H112ZM147 234V233H146ZM14 235V234H13ZM47 234H45L46 236ZM50 235V233L48 234ZM57 235V234H56ZM105 235V234H104ZM107 235V234H106ZM137 235V234H136ZM135 235V236H136ZM143 235V234H142ZM169 235V234H168ZM171 235V234H170ZM8 236V234H7ZM11 236V235H10ZM9 236V237H10ZM77 236V235H76ZM133 236V235H132ZM145 236V235H143ZM193 236V235H192ZM202 236V235H201ZM14 237V236H13ZM73 237V236H71ZM80 237V236H79ZM114 237V236H113ZM139 237V236H138ZM169 237V236H168ZM211 237V236H210ZM8 238V237H7ZM55 238V237H54ZM104 238V236H103ZM111 238L109 239L110 241ZM123 238V237H122ZM130 238V236H129ZM136 238V237H135ZM167 238V236H166ZM12 239V237H11ZM14 239V238H13ZM42 239V238H41ZM51 239V238H50ZM49 239V240H50ZM53 239V238H52ZM51 239V240H52ZM126 239V238H125ZM124 239V240H125ZM163 239V238H161ZM165 239V238H164ZM163 239V240H164ZM190 239V238H189ZM45 240V239H43ZM74 240V239H72ZM100 240V239H99ZM108 240V238H107ZM113 240H115L113 238ZM117 240V239H116ZM119 240V239H118ZM121 240V239H120ZM8 241V240H7ZM75 241H77L75 239ZM79 241V240H78ZM110 241L109 244L111 243ZM43 242V241H41ZM47 242V241H46ZM45 242V243H46ZM49 242V241H48ZM80 242V241H79ZM101 242V241H100ZM104 242V239H103ZM121 242V241H120ZM128 242V241H127ZM130 242V241H129ZM128 242V243H129ZM134 242V241H133ZM139 242V241H138ZM164 242H167L164 241ZM170 242V241H169ZM182 242V241H181ZM184 242V241H183ZM182 242V243H183ZM81 243V242H80ZM105 243V242H104ZM114 243V242H113ZM126 243V242H125ZM124 243V244H125ZM144 243V242H142ZM162 243V242H161ZM168 243V242H167ZM185 243V242H184ZM108 244V243H107ZM116 244V243H115ZM123 244V247H125ZM127 244V243H126ZM130 244V243H129ZM128 244V245H129ZM147 244V243H146ZM9 245V246H10ZM133 245V244H130ZM43 246V245H41ZM53 246V245H52ZM51 246V247H52ZM105 246V244H103ZM109 246V245H108ZM116 246V245H115ZM127 246V245H126ZM153 246V244H152ZM163 246V244H162ZM50 247V248H51ZM96 247V246H95ZM110 247V246H109ZM128 247V246H127ZM135 247V246H133ZM139 247V246H138ZM145 247V246H143ZM155 247H160L156 246ZM108 248V247H107ZM104 247V249H107ZM111 248V247H110ZM119 248V247H118ZM122 248V247H121ZM170 248V247H169ZM168 248V249H169ZM112 249V248H111ZM120 249V248H119ZM118 249V250H119ZM124 249V248H123ZM128 249V248H127ZM130 249V248H129ZM136 249V248H135ZM134 249V250H135ZM149 249V248H148ZM160 249V248H159ZM167 249V248H166ZM95 250V249H94ZM109 250V249H107ZM117 250V248L115 249ZM113 252H118V251ZM126 250V248H125ZM142 250V249H141ZM154 250V249H153ZM48 251V250H47ZM102 251V250H101ZM104 251V250H103ZM132 251V250H131ZM151 251V249H150ZM161 251V249H160ZM45 252V251H44ZM43 252V253H44ZM94 252V251H93ZM111 253V250L109 251ZM122 252L120 250V254L122 256ZM125 252V251H124ZM130 252V251H129ZM137 252V251H136ZM157 252V251H156ZM166 252V251H165ZM46 253V252H45ZM88 253V252H87ZM86 253V254H87ZM99 253V252H98ZM102 253V252H101ZM104 253V252H103ZM102 253V254H103ZM128 253V252H127ZM151 253V252H149ZM154 253V252H153ZM162 253V252H161ZM82 254V253H81ZM105 254H108L106 252ZM116 254V253H115ZM116 254V255H117ZM124 254V253H123ZM135 254V253H134ZM144 254V253H143ZM164 254V253H163ZM93 255V254H92ZM114 255V254H112ZM114 257H117V256ZM128 255V254H127ZM130 255V254H129ZM142 255V254H141ZM166 255V254H165ZM60 256V255H59ZM58 256V257H59ZM76 256V257H77ZM88 256V255H87ZM107 256V255H106ZM126 256V255H125ZM132 256V255H130ZM135 256V255H134ZM152 257L151 255H149ZM154 256V255H153ZM163 256V255H162ZM97 257V255H96ZM108 257V256H107ZM57 259L56 257H54ZM95 258V256H94ZM98 258V257H97ZM96 258V259H97ZM110 258V257H109ZM121 258V257H120ZM137 258V257H136ZM142 258V257H141ZM49 259V258H48ZM52 259V258H51ZM75 259V258H73ZM76 259H82L76 258ZM84 259V258H83ZM94 259V260H96ZM112 259V258H110ZM109 259V260H110ZM125 259V257H124ZM139 259V257H138ZM137 259V260H138ZM146 259V258H145ZM152 259V258H151ZM108 260V261H109ZM133 260V259H132ZM136 260V261H137ZM144 260V259H143ZM148 260V259H146ZM76 261V260H75ZM79 261V260H77ZM76 261V262H77ZM85 261V260H84ZM107 261V260H106ZM107 261V262H108ZM112 261V260H111ZM126 261V260H125ZM128 261V260H127ZM126 261V262H127ZM130 261V260H129ZM140 261V259H139ZM153 261V260H152ZM74 262V261H73ZM91 262V261H90ZM93 262V261H92ZM103 262V261H102ZM101 262V263H102ZM118 262V261H117ZM138 262V261H137ZM150 262V261H146ZM86 263V262H85ZM109 263V262H108ZM144 263V262H143ZM153 263V262H152ZM100 264V262H99ZM105 264V263H103ZM129 264V263H128ZM131 264V263H130ZM133 264V263H132ZM142 264V263H141ZM150 264V263H148Z\"/></svg>",
    "mask_w": 264,
    "mask_h": 264
},
{
    "label": "built area",
    "instance_id": "2783aa9c",
    "mask_svg": "<svg viewBox=\"0 0 264 264\" xmlns=\"http://www.w3.org/2000/svg\"><path fill=\"white\" fill-rule=\"evenodd\" d=\"M4 110L0 108V136L8 135L12 128L13 119L4 114Z\"/></svg>",
    "mask_w": 264,
    "mask_h": 264
},
{
    "label": "crops",
    "instance_id": "0c3cea01",
    "mask_svg": "<svg viewBox=\"0 0 264 264\" xmlns=\"http://www.w3.org/2000/svg\"><path fill=\"white\" fill-rule=\"evenodd\" d=\"M5 36V33L4 34H0V38H2V37H4ZM35 48H32L31 50H30V52L32 51V50H34ZM20 50H18V52H19ZM29 52V53H30ZM28 55V54H27ZM25 59V58H24ZM12 66L14 67V69H17V72H20L21 71V65H19L18 64V62H16V63H12Z\"/></svg>",
    "mask_w": 264,
    "mask_h": 264
}]
</instances>
